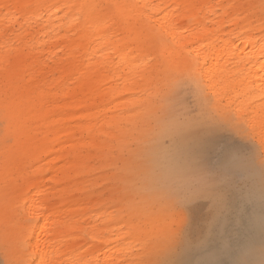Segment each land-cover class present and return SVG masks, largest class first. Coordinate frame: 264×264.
<instances>
[{
  "label": "bare ground",
  "instance_id": "1",
  "mask_svg": "<svg viewBox=\"0 0 264 264\" xmlns=\"http://www.w3.org/2000/svg\"><path fill=\"white\" fill-rule=\"evenodd\" d=\"M117 1V7L113 8L110 0H0V96L9 90L20 103L23 116L19 122L27 128L25 136L18 141L21 149L35 154L47 150L55 154L53 161H60L49 160L52 175L46 179L41 173L46 170L44 165L30 167L26 154L18 151L5 172L8 185L18 188L19 202L3 204L0 227L12 253L24 258L26 264H125V191L118 187L125 176H122L125 166L117 165L116 155L125 150V91H143L148 84V52L155 45L164 42L165 47L169 46L166 51L175 53L179 59L182 57L189 70L194 66L203 68L212 89L218 77H214L215 64H207L226 55L222 71L248 69L247 86L256 87L258 96L264 95V73L259 75L264 72L262 16L251 17L253 20L233 18V14L227 13L234 9L230 1L224 6L219 2L221 14L213 12L212 0ZM169 1L175 7L182 4L184 10L189 7L190 14L199 17L196 28L186 24V13L176 18V8L159 17ZM205 7L209 9L206 12ZM200 11L205 14L202 18ZM226 21L233 28L226 34L233 36L227 38L223 28ZM150 22L157 23L160 30ZM209 24L218 25L219 34H214ZM15 25L13 33L17 34L18 44L10 42L5 31V27ZM211 34L217 43H200L205 35ZM239 34L244 38L242 44L234 42ZM27 39L34 40L38 46L21 43ZM44 43L51 51V64L39 59L38 48ZM233 63L236 68L230 70L232 67L228 65ZM111 69H116V78ZM49 73L54 78L47 81ZM258 96L251 95L248 99ZM140 100L138 96L131 101ZM62 133H67L69 139L58 148L51 147V137ZM225 138L226 149L230 150L228 147L232 145L234 149L241 147L234 134ZM95 160L100 164L95 166ZM242 162L236 159L232 164L240 169ZM199 164H195L196 169L202 170L203 160ZM105 166L110 167L108 172L94 178L90 175L94 169ZM255 175L257 187L253 188L255 197L250 201L253 203L250 213L238 198L236 201L229 198L226 213L217 219V226L225 228L222 233L218 231V238L217 234L213 236L212 245L205 243L212 247L216 242V248L206 254L193 252L190 256L193 264H242L243 259L247 261L251 256V243L263 242L264 180L259 179L257 171ZM185 177L186 181L197 178ZM103 184H108L104 190L89 191L91 186ZM28 189L32 191L27 192ZM110 198L117 199L113 205L117 209H111V203L107 202ZM91 200H106L107 204L100 207L92 220L87 213V203ZM209 202L214 209L215 199ZM206 204L199 197L193 202L195 212L205 211ZM115 212L122 218L117 219ZM104 214L106 218L102 222ZM130 218L133 224L137 223L133 209ZM157 222L162 229L163 215L157 217ZM84 229L98 243H84L81 233ZM192 238L201 250L200 235ZM228 238L232 243L227 246L224 242ZM22 248L28 253L22 252ZM185 248L191 252L187 243Z\"/></svg>",
  "mask_w": 264,
  "mask_h": 264
},
{
  "label": "rangeland",
  "instance_id": "2",
  "mask_svg": "<svg viewBox=\"0 0 264 264\" xmlns=\"http://www.w3.org/2000/svg\"><path fill=\"white\" fill-rule=\"evenodd\" d=\"M220 1L223 6L229 1L233 4L234 9L227 12L233 14V18L253 20L262 16L264 20V0H212V10L218 14L222 13ZM258 2L261 3L255 6ZM110 4L115 8L118 1L110 0ZM173 9L176 18L182 12L186 13V24L196 28L195 22L199 17H193L190 8L184 10L182 4L175 7L174 3L169 1L158 16ZM208 10L205 7L203 11ZM200 12V17H204L205 14ZM150 24L160 30L157 23ZM16 28L17 25L7 26L5 31L8 40L18 44L17 34L13 33ZM223 28L225 38L233 36L226 35L233 29L228 21ZM209 29H214V34H219L218 25L209 24ZM262 30L264 31V25ZM240 35L234 42L243 43L244 38ZM204 37L200 43L218 42L213 34ZM21 43L38 46L37 42L30 39L21 40ZM168 47H165L164 42H160L159 46L155 45L154 49L148 52V84L143 91H125V150L116 155L117 165L120 168L125 166L122 170V176H125L118 185L119 190L125 191V264H193L190 257L192 252H186L185 248L188 228L193 223L187 203L190 200L187 199L189 193L194 194L193 203L201 196L210 195L216 198L218 194L226 192L229 198L234 197V201L238 198L239 203H243L244 209L247 208L250 213L253 204L250 201L255 197L253 188L257 187L255 172L257 171L259 179L263 177L264 180V100L261 99L264 95L258 96L260 92H255L259 91L256 87L251 89L252 85L247 86L249 79L245 76L249 70L238 68L226 74L222 71L226 55L210 62L211 64L208 62L209 66L215 64L214 77H218L216 87L212 89L209 86L210 81L204 77L203 68L194 66L189 70L182 57L179 59L175 53L169 54L166 51ZM217 47L219 45L215 48ZM38 49L40 61L51 64L48 44L44 43ZM62 54L59 52L60 56ZM236 57L233 59L237 60ZM228 67H232L230 70L236 68L234 63ZM111 73L116 78V69H111ZM128 73L133 74L131 71ZM53 78L54 75L47 74V81ZM238 83L243 84L237 86ZM245 88L247 92L244 91ZM251 95L258 97L249 100ZM138 96H141L139 102L131 101L136 100ZM229 97L232 99L227 100ZM114 101L118 103L123 100ZM19 106L17 97L9 90L0 96V209L5 203L19 202L18 188L8 185L5 179L6 169L18 155V151L26 154L30 167L43 164L46 170L41 173L46 179L52 175L48 169L49 160L52 163L60 162L53 161L55 154L50 151L44 150L35 154L30 153L29 149H21V141H18L25 136L27 128L19 122L23 116ZM63 117H66V112ZM232 134L239 138L240 142L237 144H241V147L234 149L235 145H228V148H231L228 150L224 144L225 137ZM69 137L67 133L54 135L51 137L50 146L58 148L59 144ZM236 159L243 161L240 169H235V163L232 164ZM201 160L202 170H197L195 164L200 165ZM98 164L99 161L95 160V166ZM101 168L94 169V174L90 175L94 178L95 175L108 172L110 167ZM191 175L197 178L192 179L193 181L184 180L185 176L189 178ZM106 186L108 184L94 185L89 191H102ZM31 191L32 189H28L27 192ZM104 202L91 200L87 203V213L92 217L91 220L101 206L107 205ZM107 202L111 203L112 210L117 209L113 206L117 203L116 198L107 199ZM132 209L138 216L136 224H133L134 221L130 218ZM160 215L165 219L162 229L158 228L157 222ZM114 216L117 219L122 218L116 212ZM256 217L258 218L257 214ZM105 218L104 214L101 221H105ZM81 233L84 243H98L89 236L86 229ZM3 236L0 227V243L3 246L0 249V264H26L24 258L12 253ZM123 241L124 239L119 242ZM230 243L232 241L228 238L224 245L228 246ZM251 249L252 257L249 256L247 261L243 259L242 264H264V240L258 244L251 243ZM23 251L28 253L25 248H22Z\"/></svg>",
  "mask_w": 264,
  "mask_h": 264
},
{
  "label": "crops",
  "instance_id": "3",
  "mask_svg": "<svg viewBox=\"0 0 264 264\" xmlns=\"http://www.w3.org/2000/svg\"><path fill=\"white\" fill-rule=\"evenodd\" d=\"M189 201H187L188 203V210L189 212L192 214V219H193V223L190 226V228H188V234L186 236V243H187V247L188 249L194 254H206V252L208 250H213L216 248H214L216 242L214 243V245L211 247L212 245V241L214 239V235L217 234V238H218V231L220 230L221 233L223 231V229L225 228V226L218 227L217 226V219L219 217H221L223 214L226 213V206H227V202H228V194L225 193H220L217 196H215L216 198H214V196H201L200 198L206 202V208L205 211L201 212V213H196V208L193 207V192L189 193ZM226 195V196H225ZM188 197V196H187ZM198 197V196H195ZM194 197V198H195ZM231 198V196H230ZM215 199V207L213 209V206L210 204L209 201ZM214 211L212 214L211 212ZM210 227V229L208 230L207 228ZM198 236L200 235V241H202L203 244L202 245V249H197V247L193 244V242H196V240H193L194 238H192V236ZM203 237H205L204 239H202ZM206 242H211V245H205Z\"/></svg>",
  "mask_w": 264,
  "mask_h": 264
},
{
  "label": "snow or ice",
  "instance_id": "4",
  "mask_svg": "<svg viewBox=\"0 0 264 264\" xmlns=\"http://www.w3.org/2000/svg\"><path fill=\"white\" fill-rule=\"evenodd\" d=\"M261 99L264 100V97H262Z\"/></svg>",
  "mask_w": 264,
  "mask_h": 264
}]
</instances>
